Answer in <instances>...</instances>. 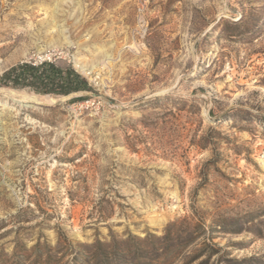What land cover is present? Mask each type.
Returning a JSON list of instances; mask_svg holds the SVG:
<instances>
[{
    "label": "rangeland",
    "instance_id": "374dc122",
    "mask_svg": "<svg viewBox=\"0 0 264 264\" xmlns=\"http://www.w3.org/2000/svg\"><path fill=\"white\" fill-rule=\"evenodd\" d=\"M25 60L92 90L0 86V264H264V0H0Z\"/></svg>",
    "mask_w": 264,
    "mask_h": 264
},
{
    "label": "trees",
    "instance_id": "16d2710c",
    "mask_svg": "<svg viewBox=\"0 0 264 264\" xmlns=\"http://www.w3.org/2000/svg\"><path fill=\"white\" fill-rule=\"evenodd\" d=\"M0 86L29 88L40 94L68 96L92 90L88 80L72 66L55 61H21L0 75Z\"/></svg>",
    "mask_w": 264,
    "mask_h": 264
},
{
    "label": "bare ground",
    "instance_id": "6f19581e",
    "mask_svg": "<svg viewBox=\"0 0 264 264\" xmlns=\"http://www.w3.org/2000/svg\"><path fill=\"white\" fill-rule=\"evenodd\" d=\"M31 97L34 101L43 102V103H51L56 100V97L53 95H39V94H31Z\"/></svg>",
    "mask_w": 264,
    "mask_h": 264
}]
</instances>
